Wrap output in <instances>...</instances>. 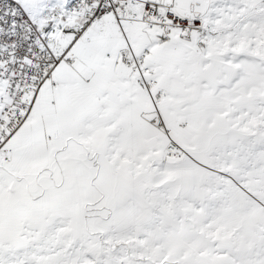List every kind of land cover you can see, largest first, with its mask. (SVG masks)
Segmentation results:
<instances>
[{
	"label": "snow or ice",
	"instance_id": "1",
	"mask_svg": "<svg viewBox=\"0 0 264 264\" xmlns=\"http://www.w3.org/2000/svg\"><path fill=\"white\" fill-rule=\"evenodd\" d=\"M0 264H264V0H0Z\"/></svg>",
	"mask_w": 264,
	"mask_h": 264
}]
</instances>
